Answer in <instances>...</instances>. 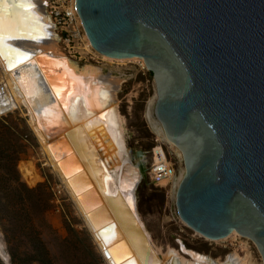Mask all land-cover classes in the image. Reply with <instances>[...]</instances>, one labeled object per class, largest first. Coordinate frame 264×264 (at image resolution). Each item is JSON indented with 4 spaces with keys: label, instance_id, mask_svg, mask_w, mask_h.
<instances>
[{
    "label": "water",
    "instance_id": "obj_1",
    "mask_svg": "<svg viewBox=\"0 0 264 264\" xmlns=\"http://www.w3.org/2000/svg\"><path fill=\"white\" fill-rule=\"evenodd\" d=\"M32 7L18 0L0 2V34L16 41L49 39ZM76 8L96 52L143 59L154 76L155 116L182 151L185 165L176 193L179 218L211 240L238 232L256 244L264 264V0H76ZM2 51L8 68L18 73L32 72L35 59L40 64V55L31 51L24 50L27 58L9 47ZM42 68L46 75L49 65ZM53 73L51 83L57 86ZM62 137L52 142L53 151ZM137 156L140 162H131L140 164L139 175L122 176V182H129L122 191L125 228L130 241L133 237L143 246L139 256L144 264H159L138 224L133 191L144 178L145 154ZM92 191L80 196L84 206L100 203ZM106 200L117 209L113 199ZM99 234L116 237L115 224L103 226ZM121 243L106 247L105 255L124 258L117 249ZM180 248L200 258L182 241Z\"/></svg>",
    "mask_w": 264,
    "mask_h": 264
},
{
    "label": "bare ground",
    "instance_id": "obj_2",
    "mask_svg": "<svg viewBox=\"0 0 264 264\" xmlns=\"http://www.w3.org/2000/svg\"><path fill=\"white\" fill-rule=\"evenodd\" d=\"M33 4L31 11L46 24L44 26H46L49 39L27 41L7 39L9 45H14L23 51H31L35 55H40L41 59L40 64L36 62L37 59L33 61L36 67L33 66L32 72L24 69L18 73L17 69L10 70L4 56L0 55V78L6 87L4 96L6 107L0 104V111L2 113L9 110L14 111L16 108L22 112L26 111L29 124L42 146L49 165L57 173L66 191L72 197L107 264H120L121 261L126 264H133V262L144 264L139 256L144 251L143 246L133 237L131 242L125 228L128 224V217L122 191L128 189L129 182L126 180L122 182V176L130 179L131 176L139 175L140 164H132L127 152L126 132L118 100V92L122 87L124 76L114 75L111 71L105 72L92 62L81 64L79 60L68 56L61 47L62 40L57 31V24L49 12L46 0H33ZM8 26V23H4L5 29H8ZM12 26L15 27V25ZM85 41V50L88 55L99 56L111 62L138 61L146 67L145 61L140 58L114 59L99 54L89 42L86 32ZM45 64L46 68L49 65L46 75L42 68ZM21 65V67L24 66V64ZM53 72L59 78L57 86L51 83ZM28 73H32L31 76H27ZM30 78H32L31 82ZM153 105L154 101L150 103L148 116L155 125L158 136L162 141L177 148V154L183 160L182 151L168 138L162 124L154 116ZM61 136H63L62 139L53 145V151L52 142ZM71 154L72 157H70ZM142 158L144 159L145 156ZM168 163L169 166H174L172 162L168 161ZM128 165L127 170L123 172L125 166ZM184 174V168L179 176L173 172L171 194L175 202L177 189ZM162 185H168V181L162 182ZM90 189L93 190V194L90 193L91 196L96 194L95 199L99 198L100 203L95 206H84L80 196ZM133 194H135L138 206L136 192L133 191ZM106 197H110L117 203V209L108 204ZM100 205H103L102 210L99 214L93 215V211ZM119 216L122 217L123 226L119 223ZM138 216V224L144 229L152 255L155 254L156 258H159V264H176L177 261L178 264H211L210 260H213L215 264H255L250 259V254L242 258L237 253H232L223 263H219L210 256L188 249L186 246L185 249L200 254V258L197 254L182 250L191 258L190 260L181 257L174 250L162 257L146 231L139 210ZM110 223L115 224L117 236L108 234L104 238L101 237L99 229ZM237 236L241 235L233 231L229 236L220 240L203 237L213 242H225L228 238ZM121 240L125 243L119 244L117 249L125 257L109 256L108 258L104 253L105 248ZM134 243H136L135 246ZM152 255L150 261H152ZM203 256L207 260H201Z\"/></svg>",
    "mask_w": 264,
    "mask_h": 264
},
{
    "label": "rangeland",
    "instance_id": "obj_3",
    "mask_svg": "<svg viewBox=\"0 0 264 264\" xmlns=\"http://www.w3.org/2000/svg\"><path fill=\"white\" fill-rule=\"evenodd\" d=\"M49 12L52 15L50 8ZM54 19L58 24V20ZM63 30V26L58 24L62 49L68 56L81 62V56L76 55L64 42ZM80 35L82 37L83 33ZM78 42L84 47L80 40ZM86 58L82 64L92 62L105 72L124 76L118 100L126 132L127 152L135 164L140 161L138 152H143L146 160L144 178L136 191L138 210L160 255L164 257L174 250L190 260L181 251L182 241L188 249L208 255L219 263H223L230 254L237 253L242 258L250 254L255 264H263L256 244L248 238L237 236L225 242H213L189 228L179 218L171 194L172 185L163 189L152 182V152L157 146L167 150L168 161L174 164L176 176L185 169V165L177 154V148L161 140L148 116L152 101L154 113L157 97L156 82L148 68L138 61L111 62L99 56ZM2 130L0 158L4 160H0V264H107L72 197L49 165L26 111L16 108L0 117ZM17 156H21L18 161ZM8 178L18 183L10 187ZM24 185L30 189H40L29 193ZM47 199L50 200L49 209L44 212Z\"/></svg>",
    "mask_w": 264,
    "mask_h": 264
},
{
    "label": "built area",
    "instance_id": "obj_4",
    "mask_svg": "<svg viewBox=\"0 0 264 264\" xmlns=\"http://www.w3.org/2000/svg\"><path fill=\"white\" fill-rule=\"evenodd\" d=\"M46 4L47 7L52 10V15L58 20V24L63 26L64 42L67 44L68 48L73 49L76 55L81 56L79 58L81 62L86 61V57L93 56L88 55L85 50V30L81 24V18L76 8V0H52L51 2L46 0ZM81 32L83 33V38L80 35ZM78 40L83 43L84 47H81ZM74 44H76V46ZM5 95L6 87L5 84L1 82L0 78V104L2 107H6V103L4 102ZM10 112L12 111H4L3 113L0 111V117L6 116ZM152 154L153 157L150 169L152 182L163 189L170 188L173 183V171L175 169L169 166V155L167 150L163 146H157L153 149ZM164 181H168V185L163 187L162 182Z\"/></svg>",
    "mask_w": 264,
    "mask_h": 264
},
{
    "label": "snow or ice",
    "instance_id": "obj_5",
    "mask_svg": "<svg viewBox=\"0 0 264 264\" xmlns=\"http://www.w3.org/2000/svg\"><path fill=\"white\" fill-rule=\"evenodd\" d=\"M0 2H3V0H0ZM18 2L20 4L31 5L34 7L33 0H18ZM0 32H2V29H0ZM7 39L8 38L0 34V55H5L2 49L5 47H9L11 48L12 52L16 54L17 56H23L25 58L28 57L29 54L27 52L22 51L20 48H12V46L7 43Z\"/></svg>",
    "mask_w": 264,
    "mask_h": 264
},
{
    "label": "trees",
    "instance_id": "obj_6",
    "mask_svg": "<svg viewBox=\"0 0 264 264\" xmlns=\"http://www.w3.org/2000/svg\"><path fill=\"white\" fill-rule=\"evenodd\" d=\"M3 126H1V128H2ZM7 129V128H6ZM3 130L2 131H0V136H3ZM21 154V153H20ZM20 157L21 156H17L16 157V161H18V160H20ZM0 160H4V158H0ZM8 180H10L9 178H8ZM10 187H13V186H15V185H13V184H17L18 183V181H16V180H10ZM24 188H25V190L27 191V192H29V193H35V192H37L39 189H40V187H38V188H36V189H30V188H28L27 186H25L24 185ZM49 199H47V201H46V205L44 206V212H46L48 209H49ZM47 264H50V263H47Z\"/></svg>",
    "mask_w": 264,
    "mask_h": 264
}]
</instances>
